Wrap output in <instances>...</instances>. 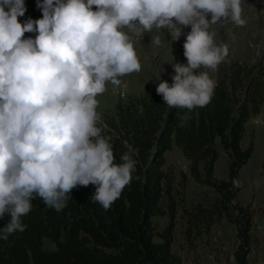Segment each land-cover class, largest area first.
Returning a JSON list of instances; mask_svg holds the SVG:
<instances>
[{
    "label": "clouds",
    "instance_id": "clouds-1",
    "mask_svg": "<svg viewBox=\"0 0 264 264\" xmlns=\"http://www.w3.org/2000/svg\"><path fill=\"white\" fill-rule=\"evenodd\" d=\"M95 6V10L93 7ZM41 19L24 16V0H0V240L26 230L22 217L39 197L57 212L78 186L105 211L133 180L131 146L118 163L100 125L98 96L107 85L141 71L134 37L167 30L183 44L186 64L172 63L171 86L159 76L156 94L168 108L190 113L211 103L216 71L229 55L212 25L247 24L243 0H37ZM36 33L24 38L25 33ZM163 32V31H162ZM151 44L161 46L160 35ZM164 71V69H163ZM162 71V72H163ZM161 72V73H162ZM135 179H140L139 176Z\"/></svg>",
    "mask_w": 264,
    "mask_h": 264
},
{
    "label": "trees",
    "instance_id": "trees-1",
    "mask_svg": "<svg viewBox=\"0 0 264 264\" xmlns=\"http://www.w3.org/2000/svg\"><path fill=\"white\" fill-rule=\"evenodd\" d=\"M255 69L235 63L228 76L219 69L211 103L194 109L183 125L180 117L187 109L168 108L150 89L117 105L99 126L102 134L111 136L118 163L129 146L134 150L137 165L130 185L108 211L93 202L91 184L74 188L60 212L47 208L39 197L33 199L31 211L21 218L26 230L0 240V264H180L171 249L175 211L163 172L164 155L174 144L189 161L192 178L214 188L221 205L228 204L232 183L252 154V144L245 150L240 146L245 124L260 113L263 103L264 70L254 75ZM216 141L229 157L226 181L212 178ZM164 193L170 202L169 223L156 234L152 218L164 213L159 207ZM9 219L7 214L0 219V228ZM44 241L54 249H44Z\"/></svg>",
    "mask_w": 264,
    "mask_h": 264
},
{
    "label": "rangeland",
    "instance_id": "rangeland-1",
    "mask_svg": "<svg viewBox=\"0 0 264 264\" xmlns=\"http://www.w3.org/2000/svg\"><path fill=\"white\" fill-rule=\"evenodd\" d=\"M24 3L27 10L24 16L18 17L21 23L29 17L34 20L42 18L37 0H24ZM243 7L247 19L245 26L238 27L229 22L210 28L216 33L217 43L229 46V55L218 69L209 70L214 81L219 69L223 68L228 76L230 67L235 63L254 66V75L264 70V0H243ZM190 30V26L182 28L179 41L173 42L166 29L163 32L153 29L144 37H134L141 71L122 77L123 83L119 88L109 83L107 91L97 97V111L101 113L102 120L107 114L115 113L117 105L126 104L145 89L156 92L158 82L155 79L159 76L161 80L170 82L175 75L171 62L187 63L183 44ZM35 35L25 33L24 38H34ZM156 35L161 36L159 47L151 44V36ZM249 79H245L244 85ZM251 144V157L232 183L230 202H223L222 205L214 188L197 183L192 178L189 161L174 144L165 153L163 172L170 182V198L175 211L171 249L180 264H264V97L260 113L245 124L240 146L245 150ZM215 147L217 160L212 178L216 182L226 181L229 157L218 141ZM200 171L204 180V171L202 168ZM163 188H167L165 183ZM169 203L164 193L159 203L164 213L152 218L156 234H160L169 223ZM154 241L158 242L159 238L155 236ZM44 249L53 250L54 245L44 241Z\"/></svg>",
    "mask_w": 264,
    "mask_h": 264
},
{
    "label": "crops",
    "instance_id": "crops-1",
    "mask_svg": "<svg viewBox=\"0 0 264 264\" xmlns=\"http://www.w3.org/2000/svg\"><path fill=\"white\" fill-rule=\"evenodd\" d=\"M263 104V103H262ZM262 107V106H261Z\"/></svg>",
    "mask_w": 264,
    "mask_h": 264
}]
</instances>
